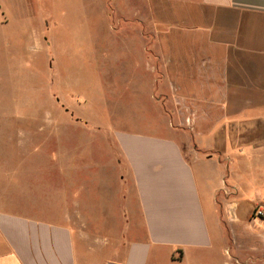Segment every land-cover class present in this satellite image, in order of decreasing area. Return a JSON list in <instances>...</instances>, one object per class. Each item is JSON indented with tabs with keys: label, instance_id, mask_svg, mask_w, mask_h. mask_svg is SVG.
Listing matches in <instances>:
<instances>
[{
	"label": "crops",
	"instance_id": "0c3cea01",
	"mask_svg": "<svg viewBox=\"0 0 264 264\" xmlns=\"http://www.w3.org/2000/svg\"><path fill=\"white\" fill-rule=\"evenodd\" d=\"M143 2L153 44L130 69L163 134H115L116 175L78 194L75 144L57 142L45 192L41 127L13 143L0 97V264H92L96 252L97 264H264V221L251 217L264 204V0ZM12 173L36 188L8 189Z\"/></svg>",
	"mask_w": 264,
	"mask_h": 264
},
{
	"label": "rangeland",
	"instance_id": "374dc122",
	"mask_svg": "<svg viewBox=\"0 0 264 264\" xmlns=\"http://www.w3.org/2000/svg\"><path fill=\"white\" fill-rule=\"evenodd\" d=\"M144 9L143 0H0V97L12 112L13 143L20 132L41 127L43 155L36 165L43 191L53 188L49 158L57 142L75 144L78 194L104 190V179L116 175L115 134H163L162 118L150 105L152 88L130 69L153 44ZM5 179L14 192L36 188L31 174ZM91 256L92 264L101 258Z\"/></svg>",
	"mask_w": 264,
	"mask_h": 264
},
{
	"label": "built area",
	"instance_id": "2783aa9c",
	"mask_svg": "<svg viewBox=\"0 0 264 264\" xmlns=\"http://www.w3.org/2000/svg\"><path fill=\"white\" fill-rule=\"evenodd\" d=\"M251 217L264 221V204L255 206L251 212Z\"/></svg>",
	"mask_w": 264,
	"mask_h": 264
}]
</instances>
